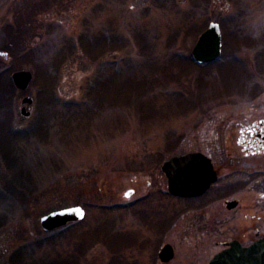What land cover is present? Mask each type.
<instances>
[{
    "label": "rangeland",
    "instance_id": "1",
    "mask_svg": "<svg viewBox=\"0 0 264 264\" xmlns=\"http://www.w3.org/2000/svg\"><path fill=\"white\" fill-rule=\"evenodd\" d=\"M212 20L222 50L200 64L191 49ZM263 113L264 0H0V264L140 263L165 241L173 264H205L250 219L208 230L160 164L214 152L225 122ZM76 204L82 219L41 226Z\"/></svg>",
    "mask_w": 264,
    "mask_h": 264
},
{
    "label": "flooded vegetation",
    "instance_id": "2",
    "mask_svg": "<svg viewBox=\"0 0 264 264\" xmlns=\"http://www.w3.org/2000/svg\"><path fill=\"white\" fill-rule=\"evenodd\" d=\"M224 126L230 128L228 130L231 135L226 137V142L216 143L214 152L206 143L199 149L188 151H200L208 157L215 172V179L208 187L200 194L180 197L171 194L166 184L168 195L193 199L194 205L191 202L183 210L198 212L208 230H229V234L235 222L245 220L246 217L250 219L247 231L252 233L245 236L241 232H235L230 238L217 239L214 243L220 247L211 253L205 264H208L216 252L226 247L229 241L235 240L248 245L264 237V113L237 116L225 122ZM165 245H170L172 255L163 260L159 253ZM76 248L79 249L78 245ZM154 251L150 261L128 263L119 259L112 260L110 264H173L176 248L171 242L165 241L157 245ZM199 251H202L201 247ZM202 258L201 253H196L186 263L192 261V264H199ZM72 263L77 262L72 260Z\"/></svg>",
    "mask_w": 264,
    "mask_h": 264
},
{
    "label": "water",
    "instance_id": "3",
    "mask_svg": "<svg viewBox=\"0 0 264 264\" xmlns=\"http://www.w3.org/2000/svg\"><path fill=\"white\" fill-rule=\"evenodd\" d=\"M221 44L219 24L211 21L199 34L191 52L198 62L211 61L220 54ZM31 77V71L26 69L15 70L11 74L14 85L19 89H24ZM22 102L31 103L32 97L25 95ZM20 111L24 115L29 113L25 106H22ZM161 170L167 177L169 191L178 195L198 194L215 179L209 159L200 152L172 155L163 160ZM132 192L133 189H127L125 195L129 196ZM83 216L84 209L80 205H73L50 211L40 218V223L43 228L49 230ZM159 255L163 260L168 259L172 255L170 245H165ZM209 264H264V238L248 246L231 241L228 247L214 255Z\"/></svg>",
    "mask_w": 264,
    "mask_h": 264
},
{
    "label": "trees",
    "instance_id": "4",
    "mask_svg": "<svg viewBox=\"0 0 264 264\" xmlns=\"http://www.w3.org/2000/svg\"><path fill=\"white\" fill-rule=\"evenodd\" d=\"M4 140V139H3ZM5 145L9 148V146H8V143H7V139L5 138Z\"/></svg>",
    "mask_w": 264,
    "mask_h": 264
}]
</instances>
